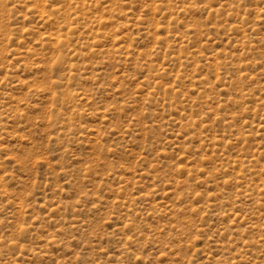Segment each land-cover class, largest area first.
<instances>
[{
    "label": "rangeland",
    "instance_id": "obj_1",
    "mask_svg": "<svg viewBox=\"0 0 264 264\" xmlns=\"http://www.w3.org/2000/svg\"><path fill=\"white\" fill-rule=\"evenodd\" d=\"M0 264H264V0H0Z\"/></svg>",
    "mask_w": 264,
    "mask_h": 264
}]
</instances>
